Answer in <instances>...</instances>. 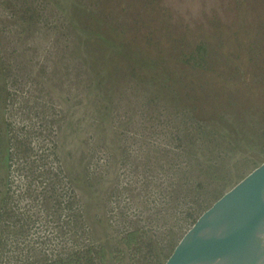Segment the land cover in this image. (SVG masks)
<instances>
[{
	"label": "rangeland",
	"instance_id": "1",
	"mask_svg": "<svg viewBox=\"0 0 264 264\" xmlns=\"http://www.w3.org/2000/svg\"><path fill=\"white\" fill-rule=\"evenodd\" d=\"M8 2L22 10L12 15ZM162 3L220 50L216 70L190 76L195 97L179 53L169 78L137 83L111 56L121 48L94 37L103 27L90 17L102 15L117 28L165 26ZM190 116L205 119L203 131ZM13 121L29 123L24 137ZM51 127L59 174L38 187L31 179L32 201L13 203L9 160L33 175L27 141ZM263 159L264 0H0V264L40 261L49 254L40 246L56 243L101 245L104 264H150ZM34 226L45 233L31 250Z\"/></svg>",
	"mask_w": 264,
	"mask_h": 264
},
{
	"label": "trees",
	"instance_id": "2",
	"mask_svg": "<svg viewBox=\"0 0 264 264\" xmlns=\"http://www.w3.org/2000/svg\"><path fill=\"white\" fill-rule=\"evenodd\" d=\"M8 3L12 8V15H14L15 11L22 10L21 8H16L12 3ZM172 8L174 9V7ZM157 11L163 19H166L164 21L165 26H154L150 22L141 23V25L126 24L127 26L124 23H120L117 28V25L108 26L106 24L107 18L103 15L99 20L95 17H90V22L98 26L97 30L100 26L103 27L102 31L95 32L94 37L102 43L110 40L121 48V53L115 47L110 49L111 56L112 58L117 57L120 65L124 66L123 69H125L126 74L137 83L169 78V72H174L175 69H173L174 71L168 69V58L174 56L176 52L179 53L181 56L177 59L181 62L180 65L183 68V77L185 80L187 76L190 78L188 89L192 92L191 95L195 97L196 85L190 76L195 73L203 75L208 63L210 64L208 69L216 70L214 64L217 61L220 50L205 33L192 35V30L195 27L190 24L186 23L184 26H178V23H173L176 10L171 11L162 3L157 5ZM26 15L24 17L21 16V18H26ZM175 29H178L179 35ZM125 62H127V66H125ZM184 64L190 66L191 73L187 74ZM122 67L117 66L114 70H122ZM111 73L110 76L113 77L114 74L113 72ZM148 99L150 100L151 98L149 97ZM190 117L196 123L198 130L203 131L205 119L197 120L194 116ZM104 261V248L101 245L90 243L62 253L53 259L44 258L30 264H104Z\"/></svg>",
	"mask_w": 264,
	"mask_h": 264
},
{
	"label": "water",
	"instance_id": "3",
	"mask_svg": "<svg viewBox=\"0 0 264 264\" xmlns=\"http://www.w3.org/2000/svg\"><path fill=\"white\" fill-rule=\"evenodd\" d=\"M264 159L203 204L174 244L150 264H261Z\"/></svg>",
	"mask_w": 264,
	"mask_h": 264
},
{
	"label": "built area",
	"instance_id": "4",
	"mask_svg": "<svg viewBox=\"0 0 264 264\" xmlns=\"http://www.w3.org/2000/svg\"><path fill=\"white\" fill-rule=\"evenodd\" d=\"M38 123V122H36ZM13 124L22 129V132L18 133V137H24L25 131L27 130V125L29 123L27 122H15L13 121ZM35 130V128H33ZM17 131L16 128L12 127V131ZM23 133V134H22ZM39 131H37L35 134H33L31 137H29V141H27L28 149L30 148L31 152V160L35 162L34 167V174L29 175L27 171H24L23 174H19L18 171L22 170L17 166V158L15 156L10 158L9 160V193L11 197L13 198V203H30L32 200L29 196L30 193H33L30 191L27 186L31 179H33L34 183L32 186L38 187L40 184V181L43 185H46L48 178L54 177L59 174L60 167L57 164V161L55 159V155L52 152V146L54 142V134L55 129L51 127L49 129V133L42 134L41 136L38 135ZM24 146V145H23ZM12 155V154H11ZM69 192V191H68ZM64 196V195H63ZM43 199V194L40 193V189H36V198L33 202L41 203ZM69 199V195L67 198H64L61 205L65 206ZM44 234L45 230L43 228H36L35 226L27 233V237L29 240L30 248L36 249L38 247V242H35L32 237H36V235ZM8 247V245H7ZM12 249L13 246H10ZM22 250H27L25 246L21 247ZM40 249L43 251H47L49 254L48 256H45L46 259H53L56 256L65 253L67 250L71 251L73 250L72 247L69 249L66 247H63L61 243L56 244H45L41 245ZM22 264H30L32 262H26L21 261Z\"/></svg>",
	"mask_w": 264,
	"mask_h": 264
},
{
	"label": "bare ground",
	"instance_id": "5",
	"mask_svg": "<svg viewBox=\"0 0 264 264\" xmlns=\"http://www.w3.org/2000/svg\"><path fill=\"white\" fill-rule=\"evenodd\" d=\"M261 264H264V261Z\"/></svg>",
	"mask_w": 264,
	"mask_h": 264
},
{
	"label": "flooded vegetation",
	"instance_id": "6",
	"mask_svg": "<svg viewBox=\"0 0 264 264\" xmlns=\"http://www.w3.org/2000/svg\"><path fill=\"white\" fill-rule=\"evenodd\" d=\"M10 158V157H9Z\"/></svg>",
	"mask_w": 264,
	"mask_h": 264
}]
</instances>
